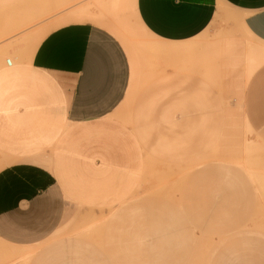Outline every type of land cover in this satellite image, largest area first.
<instances>
[{"label": "rangeland", "instance_id": "374dc122", "mask_svg": "<svg viewBox=\"0 0 264 264\" xmlns=\"http://www.w3.org/2000/svg\"><path fill=\"white\" fill-rule=\"evenodd\" d=\"M133 3L0 0L3 66L61 24L113 23L140 69L132 119L122 122L151 128L119 199L68 206L57 230L33 247L0 238V264H264V93L247 92L261 64L247 76L241 24L214 16L197 59L165 66L146 47L157 41L139 26Z\"/></svg>", "mask_w": 264, "mask_h": 264}, {"label": "crops", "instance_id": "0c3cea01", "mask_svg": "<svg viewBox=\"0 0 264 264\" xmlns=\"http://www.w3.org/2000/svg\"><path fill=\"white\" fill-rule=\"evenodd\" d=\"M133 11L165 66L197 59L214 16L239 22L247 76L261 64L247 92L264 93V0H134ZM85 19L47 30L21 60L3 66L0 57V238L8 243L46 239L75 203L119 199L138 171L139 138L151 128L122 120L132 119L140 69L113 23Z\"/></svg>", "mask_w": 264, "mask_h": 264}, {"label": "bare ground", "instance_id": "6f19581e", "mask_svg": "<svg viewBox=\"0 0 264 264\" xmlns=\"http://www.w3.org/2000/svg\"><path fill=\"white\" fill-rule=\"evenodd\" d=\"M9 60H10V59H9ZM10 61H11V60H10ZM152 74H153V73H152ZM150 75H151V74H150ZM150 75H149V77H150ZM83 214H84V213H83ZM84 215H85V214H84ZM82 218H83V217H82ZM177 234H178V233H177ZM173 236H174V235H173ZM173 236H172V237H173ZM27 247H33V246H27ZM32 250H33V249H32ZM194 252H195V251H194ZM194 252H193V253H194ZM186 264H187V263H186Z\"/></svg>", "mask_w": 264, "mask_h": 264}, {"label": "built area", "instance_id": "2783aa9c", "mask_svg": "<svg viewBox=\"0 0 264 264\" xmlns=\"http://www.w3.org/2000/svg\"><path fill=\"white\" fill-rule=\"evenodd\" d=\"M7 63L10 64V60L9 59H7Z\"/></svg>", "mask_w": 264, "mask_h": 264}]
</instances>
